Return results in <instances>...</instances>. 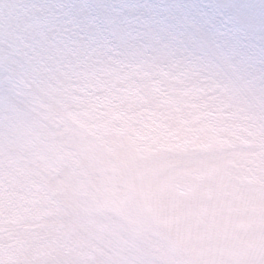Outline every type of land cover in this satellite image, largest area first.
Masks as SVG:
<instances>
[{
	"label": "clouds",
	"instance_id": "obj_1",
	"mask_svg": "<svg viewBox=\"0 0 264 264\" xmlns=\"http://www.w3.org/2000/svg\"><path fill=\"white\" fill-rule=\"evenodd\" d=\"M0 264H264V86L180 61L19 86Z\"/></svg>",
	"mask_w": 264,
	"mask_h": 264
},
{
	"label": "rangeland",
	"instance_id": "obj_2",
	"mask_svg": "<svg viewBox=\"0 0 264 264\" xmlns=\"http://www.w3.org/2000/svg\"><path fill=\"white\" fill-rule=\"evenodd\" d=\"M32 1L0 0V114L21 85L113 62L180 61L229 84L264 86V0H88L96 22L86 0L38 10Z\"/></svg>",
	"mask_w": 264,
	"mask_h": 264
},
{
	"label": "trees",
	"instance_id": "obj_3",
	"mask_svg": "<svg viewBox=\"0 0 264 264\" xmlns=\"http://www.w3.org/2000/svg\"><path fill=\"white\" fill-rule=\"evenodd\" d=\"M86 1H87V4L90 5V8H88V10L94 12L91 16H92V18L94 19V22H96V19H97L98 14H99V12H97V11H98V7H96V6L94 5V3L90 2V1H88V0H86ZM65 2L67 3V5H70L71 8H73L74 3H73L72 0H65ZM31 6H32L33 8H35L36 10H38L39 8L44 9L45 7H49L50 4H49V2H48L47 0H33L29 7H31ZM25 12H26V11L22 12L21 15L23 16ZM77 20H78V19H77ZM77 20H76V21H77ZM77 22H78V21H77ZM55 31H57L56 34L60 33V35H61V32H66V31H67V25H66V27H64V28H63V27H59L58 30H55V29H54V32H55ZM19 39H20V38H19ZM19 39H18V40H19ZM17 51H18V64L14 66L15 70H18L19 65H20V59H21V56L23 55V53H24L25 50L17 49Z\"/></svg>",
	"mask_w": 264,
	"mask_h": 264
}]
</instances>
